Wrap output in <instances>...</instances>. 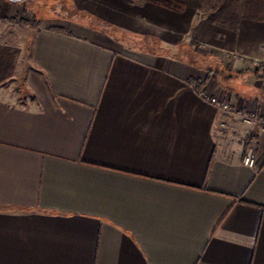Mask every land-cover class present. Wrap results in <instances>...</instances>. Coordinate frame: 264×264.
Returning <instances> with one entry per match:
<instances>
[{
  "label": "crops",
  "instance_id": "crops-1",
  "mask_svg": "<svg viewBox=\"0 0 264 264\" xmlns=\"http://www.w3.org/2000/svg\"><path fill=\"white\" fill-rule=\"evenodd\" d=\"M49 1L161 48L0 0V264H264V0Z\"/></svg>",
  "mask_w": 264,
  "mask_h": 264
},
{
  "label": "trees",
  "instance_id": "trees-1",
  "mask_svg": "<svg viewBox=\"0 0 264 264\" xmlns=\"http://www.w3.org/2000/svg\"><path fill=\"white\" fill-rule=\"evenodd\" d=\"M45 1V0H43ZM49 1V0H46ZM45 1V2H46ZM226 1V5L223 7V19L231 24H235L237 23V21L239 20V18H241L242 14H243V9H245L251 2L252 0H225ZM51 1H49L50 3ZM158 2H162L161 0H159ZM166 3H168L167 1H164ZM48 3V2H46ZM51 6L49 8H53L54 5H64L65 7H69L73 12H75L76 14H80L82 15L84 18L83 19H87L91 24L96 25L98 28L102 29L103 31L111 34L112 36H114L116 39L118 40H124L126 38H130V39H135V37L122 32L121 30H119L118 28L112 26V25H108L102 22H98L96 20H92V19H88L83 13L79 12L77 9L74 8V6H72L70 3L66 2V1H52L51 2ZM46 5V4H45ZM47 6V5H46ZM53 6V7H52ZM62 17V16H59ZM13 20H16V18H13ZM22 23H28L30 24V26H34V27H38L39 21L37 19H34V21L32 22H26V21H21ZM55 30L58 31H62V32H66V30L64 28L61 27H53ZM142 41L146 42V39H143ZM151 43H155L154 40H150ZM149 40L147 42H150ZM157 46H161L159 43L156 44ZM178 56H184L186 59L190 60L191 62H193L195 65L200 66V67H205L206 70H208L209 74L215 73L216 75L222 76V78L224 80H231L234 76H236L237 74H235L234 72H230L228 69L224 68L223 66H221L218 63V60L216 59V57H214L213 55H204V54H200L198 52L195 51V49L190 45H183L181 47L180 52H178L177 54ZM263 66V65H261ZM199 83V82H198ZM203 84L199 83L197 84V88H201Z\"/></svg>",
  "mask_w": 264,
  "mask_h": 264
},
{
  "label": "rangeland",
  "instance_id": "rangeland-1",
  "mask_svg": "<svg viewBox=\"0 0 264 264\" xmlns=\"http://www.w3.org/2000/svg\"><path fill=\"white\" fill-rule=\"evenodd\" d=\"M46 1V0H45ZM43 0H14L15 3H13L14 5H16V8H18L20 11L22 10V19L21 21H26V22H32L34 21V19H37L39 21V26L38 27H34L33 28H39L40 26H42V24L47 20V19H53V18H58L59 16H62L61 18L64 19H72V20H87V19H83L84 17L80 14H76L75 12H73L69 7H65L64 5H54L53 8H49L52 4L51 2L49 3V1H46L48 3H46ZM47 6H46V5ZM226 5V1L225 0H211V4H210V9H211V14L212 16L215 18L218 17V19H223V7ZM206 9H209L208 7H206ZM27 18V19H26ZM25 25H30L28 23H23ZM123 41L127 42L130 45H136V46H141L144 48H148V49H154V48H161L159 46H156L155 44L151 43V42H144L142 40H136V39H130V38H126Z\"/></svg>",
  "mask_w": 264,
  "mask_h": 264
},
{
  "label": "built area",
  "instance_id": "built-area-1",
  "mask_svg": "<svg viewBox=\"0 0 264 264\" xmlns=\"http://www.w3.org/2000/svg\"><path fill=\"white\" fill-rule=\"evenodd\" d=\"M201 94L205 96L206 92L202 91ZM213 104H215L217 107L224 111H229L231 109V102L226 99H219L216 97H213L210 99ZM244 163L247 166L253 167L256 165V150L252 146H248L246 149V155L244 158Z\"/></svg>",
  "mask_w": 264,
  "mask_h": 264
}]
</instances>
